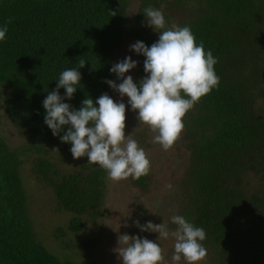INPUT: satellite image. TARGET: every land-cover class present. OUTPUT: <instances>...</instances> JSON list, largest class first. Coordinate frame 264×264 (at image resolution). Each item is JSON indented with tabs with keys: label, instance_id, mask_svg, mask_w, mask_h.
<instances>
[{
	"label": "trees",
	"instance_id": "16d2710c",
	"mask_svg": "<svg viewBox=\"0 0 264 264\" xmlns=\"http://www.w3.org/2000/svg\"><path fill=\"white\" fill-rule=\"evenodd\" d=\"M130 4L0 0V27L11 19L0 42V264H77L61 260L40 241L23 167L28 164L53 191L59 211L74 215L56 237L64 250L77 248L64 238L69 232L79 236L90 231L84 216L99 222L107 173L88 164L87 157L75 170L61 169L64 158H73L72 145L61 140L68 127L53 135L44 122L43 101L57 88L60 74L71 68L81 74L73 98L63 100L71 109L79 110L85 98L95 102L109 95L106 81L118 83L110 69L124 39L132 37L147 47L159 39L147 25L144 10L149 7L163 13L165 29L173 26V7H188L192 16L177 27H189L196 44L202 42L218 61L219 85L183 119L191 165L179 216L204 229L201 243L212 264H264V0H140L132 20ZM139 56L138 74L145 78L146 58ZM81 60L86 64L79 69ZM59 94L66 97L65 89ZM6 120L20 128L23 145L13 146L6 138ZM133 180L138 188L149 187V174ZM92 244L84 246L91 251Z\"/></svg>",
	"mask_w": 264,
	"mask_h": 264
},
{
	"label": "clouds",
	"instance_id": "9594fccd",
	"mask_svg": "<svg viewBox=\"0 0 264 264\" xmlns=\"http://www.w3.org/2000/svg\"><path fill=\"white\" fill-rule=\"evenodd\" d=\"M144 11L147 25L159 34V39L151 47L138 41L130 50L146 58V77L138 86L132 76H126L137 67V62L129 56L110 69L122 82L117 85L109 80L106 83L119 93L121 101L128 98L131 110L138 113L139 125L155 133L154 143L169 151L184 130L186 114L219 85L214 70L218 61L211 51L205 52L202 42L196 44L189 27L173 25L171 29H165L166 21L160 10L149 7ZM10 23L9 18L0 27V42L5 40ZM85 64L81 60L79 69ZM80 81L81 74L77 69H67L60 74L57 88L43 101L45 124L54 136L67 126L61 140L72 145L73 158L87 157L88 164L99 165L112 182L130 177L138 180L148 175L150 161L146 152L131 135H125V103L116 102L107 94L95 102L85 98L79 110L71 109L63 102L73 98ZM61 88L65 89L66 97L59 94ZM171 223L175 225L174 230L165 223L148 222L142 226L136 222L141 231L158 233V240L174 239V264L181 260L186 264H201L207 257V249L201 243L206 238L204 229L195 227L179 215L171 217ZM118 243L116 252L123 264H164L163 249L156 242L125 234L118 237Z\"/></svg>",
	"mask_w": 264,
	"mask_h": 264
},
{
	"label": "rangeland",
	"instance_id": "374dc122",
	"mask_svg": "<svg viewBox=\"0 0 264 264\" xmlns=\"http://www.w3.org/2000/svg\"><path fill=\"white\" fill-rule=\"evenodd\" d=\"M139 7L140 0H131L128 11L131 20L137 15ZM171 11L174 13L172 24L175 26H178L185 18L192 16L188 7H180V9L173 7ZM135 43L134 38H125L115 62V64L122 62L129 56L137 62V67L126 74V76H132L134 83L144 79L143 75L138 74L142 68L140 56L130 50ZM121 82L118 79L116 84ZM109 96L114 101L123 102L126 105L125 135H131L139 147L146 152L150 161L149 187L145 190L138 188L131 177L120 182L107 179L106 200L101 208L99 222L95 225L91 216H84V224L90 228V231H83L79 236L69 232L64 241L73 242L77 248L66 251L58 242L56 232L60 228L67 230L74 215L59 211L53 191L37 180L27 164L23 167L24 186L29 193L30 212L38 237L48 251L61 260H70L77 264H123L116 249L119 247L118 237L127 234L158 243L164 252V264H174L172 261L174 239L158 240V233L141 231L136 222L138 221L142 226L147 225L148 222L154 225L165 223L170 230H174L175 225L171 223V217L180 215L183 202L187 201L182 188L191 165V153L187 149L185 138L186 129L184 127L174 146L169 151H164L158 143H154L156 134L147 127L139 125L138 113L131 110L128 98L124 97L121 101L119 93L111 87ZM2 131L13 146L23 145L25 142L20 137V128L15 127L8 120L4 121ZM53 155L57 156L58 150L53 149ZM83 158H64L61 169L63 171L75 170L82 164ZM90 241H93L91 251L84 246ZM179 264H186V262L181 260ZM201 264L212 263L206 258Z\"/></svg>",
	"mask_w": 264,
	"mask_h": 264
}]
</instances>
